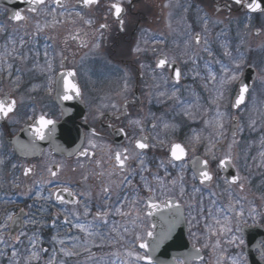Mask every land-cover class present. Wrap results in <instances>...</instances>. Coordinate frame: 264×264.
Here are the masks:
<instances>
[{
  "label": "flooded vegetation",
  "instance_id": "obj_1",
  "mask_svg": "<svg viewBox=\"0 0 264 264\" xmlns=\"http://www.w3.org/2000/svg\"><path fill=\"white\" fill-rule=\"evenodd\" d=\"M72 3L71 16L67 23L61 21H55L53 26H50L49 21L39 20L37 17L39 14H43L41 9L46 5L54 6L51 0H47L46 5L40 8L37 12H31L29 10L22 11V15L26 17L25 20L13 21L9 17L12 15L11 11L0 9V26L4 31L0 32V57L2 53L7 51L6 66L0 68V96L4 93H10L18 101V112L13 116V119L18 121L13 123L10 120L0 121V159H3L4 163L0 165V222H2L6 216L10 213L19 214L20 209L23 208L25 213L35 214V218L38 221H43L47 226H32L28 225L23 228L24 231L31 234L32 232L39 231L42 241L44 243H53L52 237L59 234L60 238H65L66 242L73 241L70 237L80 236L81 242L84 238V234L80 233L75 228L63 225L58 222L57 227L51 226V221L57 214H60V221L63 220L62 208H67L69 211L78 210L83 213V207L81 205H60L58 202L37 200L35 197L36 192H40L42 196H47L49 191L55 190L62 185H68L73 188L74 191H91V209L90 215L85 218L81 215V222L85 219L92 220V216L97 210V206L103 205V193L101 188L103 184L112 185V200L110 204H115L117 200V193L119 189L112 184L113 181L118 184L120 182V176H109L108 173L112 170V162L109 161L107 152L108 147L115 150L117 148L123 149L129 148L130 153L135 155L136 150L133 143V138L140 135L139 129L129 125L130 119L141 118L144 122V135L149 137V143H154L152 137L159 135L160 138L165 139L168 143L177 142L188 148V160L190 161L193 156H190L191 145L189 144V138L193 135V130L198 132L201 128V124H189L187 118L182 117V114H178L179 108L175 105L174 101H168L165 103L157 102L158 98L155 96V85L160 84V89L163 90L167 87L169 90L172 85L171 82L167 86L163 81L153 80L152 72L150 68L155 67L156 56L159 52H165L169 58L173 55L179 56L183 49L184 41L187 39V33L189 31L187 25H192L191 31L193 33L200 32L202 36H206L209 41V45L213 51V58L207 57L206 53H200L202 59L199 60L201 74L206 76L207 70L204 68L205 60L213 59L219 60L222 64L228 67L232 66V55L223 56L225 49L230 53L232 52L228 47V43L237 45L241 42V36H244L242 40L243 44L248 49L256 47H262L264 51V13H248L246 9L239 8L235 4H231L232 11L230 12L223 5L225 2L231 3V0H132L131 4L128 0H121L125 12L122 14V18L125 20L124 30H120L119 23L113 12L109 11V5L116 2V0H100V3L95 6L84 7L82 4H77V0H71ZM75 5V7H73ZM165 5H168L165 7ZM217 5H220L222 10L215 11ZM187 8V11L185 9ZM198 9L203 11L198 12ZM81 12L83 19L76 16V12ZM66 12L65 14H68ZM55 13V12H54ZM64 13L60 11L58 14ZM207 13L210 17V23L208 25L209 31L203 32L202 23H198L199 16H203ZM48 14H53L48 12ZM62 19V17H59ZM93 20V24L89 26L85 23V20ZM222 21V23L216 24L212 21ZM101 23L108 24V28L97 31ZM171 23L172 28L168 27ZM37 25L43 28V31H37ZM79 35L78 40L72 39L74 35ZM246 35V36H245ZM21 39L24 41L23 47H21ZM99 39L101 44L100 49H92V44ZM163 40V43H153L154 40ZM66 41V42H65ZM84 41L88 44V47H81L80 42ZM139 44L142 48L146 49L139 54L135 53L133 49ZM223 45V47H222ZM13 48L17 53L28 56L26 61L22 59H14L12 53ZM155 48L157 51H153ZM197 51L195 45H193ZM47 50L49 58L53 59V68L55 73L60 72V53L68 57L66 67H75L78 70V79L82 85H84V95L82 99V109L79 112L81 117H77L79 113H72L76 111V108H72L71 101H57L54 99L55 92L52 96H49L46 91L45 85L49 73L42 72L34 65H45L44 51ZM235 53V52H234ZM181 67L182 72H187L193 66L191 63L184 65L177 61ZM8 64L12 67V77L8 76ZM146 66L141 68L140 65ZM256 70L255 81L252 89L249 93H258V97H264V89L262 91L257 88L258 81V63H252ZM211 67L217 74V80L219 81L222 75L220 71V64L212 63ZM31 69V71H29ZM19 70V71H17ZM125 73H127L128 89L123 90V81L125 79ZM20 75L21 83L18 89L13 88L11 83L12 78ZM202 79L193 81L189 76L186 79L181 80L180 96L182 99L189 100L195 98L191 92L195 91L200 96V104L204 106V99L214 95L212 84H209V89L205 90ZM33 85L39 86L36 91H30ZM187 85L188 88L183 86ZM224 93L225 98H233L237 93V84L230 85ZM23 99V104L19 102ZM127 104L128 116H121L119 120L115 119L112 115L111 108L102 109V105L105 104H117L118 107ZM32 106H35L37 114L41 110L47 111L49 116L54 119L56 123L55 142L62 146L65 151H52L51 148L45 147V141H37V147L39 151L33 153H23L22 157H19L13 150L11 141L17 140L21 135L23 139L17 144H26L29 141V133L23 131L25 124H30L32 121L27 120V114ZM66 109L67 111H63ZM98 110L104 111V117L96 119ZM119 114V113H117ZM155 117V119H153ZM161 118L169 123L178 125L175 131L164 130L161 124ZM87 120V123L85 121ZM155 122L158 127L156 129L151 128V124ZM111 124L112 127H107ZM95 128L101 134V138H92L88 135L89 128ZM123 127L128 133V136H122L118 134V129ZM79 137V138H78ZM95 139L98 147L92 151L95 155L89 159L88 157H77L75 155H68V152L75 149L78 145L83 143L84 147H88V140ZM206 143V141L204 142ZM204 143L197 146L196 156L204 157ZM43 144V145H42ZM254 149L250 150L252 153ZM249 152V151H248ZM145 160L150 169L149 172H145L144 176L153 186L158 187L157 181L153 179V174H156L166 182L176 179L179 184L180 172L178 169L168 166V175H165V170L160 168V160H166L168 152L159 146L155 148H149L145 150ZM201 154V155H200ZM218 157V155H217ZM244 158V161L241 160ZM97 161L101 164L98 167ZM219 161L211 163L210 171L213 173L214 179L209 188H205L200 185L197 179L193 178V173L190 170V164L183 173V183L185 186V197L181 200L183 205V211L185 217H189V212L192 211L193 215H196V221H192V225L186 222L187 238L191 244L195 243L197 247L201 248V243L206 239L205 235V223L206 216L208 215L206 204H210L213 200L216 204L213 205L212 216L221 219L222 216H227L232 219H236L235 212H228L227 206L229 203L235 205L236 211L242 210L244 216L241 217L244 223L241 227L246 226L248 228H261L258 235L255 237L253 246L254 256L257 257L260 264H264V261L260 259V247H264L261 235L264 234V163L258 153L249 155H240V161H234L235 171L239 169V175L246 178L243 182L245 185L244 190L247 192L245 196V205L243 208H238L235 203L236 194L232 188L236 185L229 186L224 182V177L220 172ZM61 166V171L56 178V181L50 184H44V181L52 179L50 173L47 171L48 167L55 165ZM83 164L84 167L80 165ZM132 166L136 165L135 161L131 162ZM13 165H16L13 168ZM31 167L33 171L25 176L24 169ZM75 169V171H73ZM242 169V170H241ZM103 171L104 176H97L96 173ZM87 176V180L84 177ZM37 181L42 183L37 184ZM19 185L15 187L14 185ZM136 187H140V178L137 176L133 181L132 186L124 188V191L131 195ZM193 187L200 188V192H193ZM31 189V192L28 190ZM21 193H28L22 195ZM212 193H215L213 196ZM66 199H71L67 193H61ZM175 193H168L172 195ZM140 195L147 196L148 193L141 188ZM159 200L165 199V196L160 195L157 192ZM193 197H195L193 199ZM203 200V206L205 212L201 217L197 211L190 210L188 205L193 204L196 209L199 208L200 200ZM32 206L29 208V206ZM47 209L46 212H42L41 208ZM255 208V220L249 215L252 208ZM217 209H224L217 212ZM125 211H129L126 207ZM158 215L149 221L148 218L144 219V227L137 228L136 231L143 234L147 230L150 222L158 221ZM108 225H98L94 230H98L101 235L104 236L103 241L99 236L89 238L90 243L88 247L91 248V253L94 254L95 259L89 260L88 253L84 252L82 248L74 249L80 251V255L72 256V264H120L123 260L125 249L130 247L129 241H134V234L127 235L123 233V229L120 225H127L131 229V224H128L126 217L119 215H110L108 217ZM197 221H199L197 223ZM75 222V221H74ZM118 228L119 235L111 231L112 227ZM11 231V230H10ZM192 233H196V237H193ZM18 235V233L16 234ZM120 235H125V239H120ZM236 235V233H235ZM241 235V233H239ZM8 243L13 242L12 235L5 233ZM92 241L95 244H102V247L93 246ZM28 241L23 238V243L18 245L21 255H24V250L27 247ZM201 245V246H200ZM49 248V247H48ZM246 243L240 247V251L237 253H245ZM0 250H4V246H0ZM137 251H141L136 249ZM204 260L200 264H216L217 258L215 257L218 251L212 249L209 251H202ZM50 255L52 251L49 250ZM47 253V254H48ZM118 253L119 255H113ZM233 254V252L231 253ZM8 255H11V250L8 249ZM42 257L39 264H47L46 253ZM48 255V256H50ZM219 257V253H218ZM58 258V255L57 257ZM78 259V263L77 260ZM226 259V257H224ZM0 264H8L0 261ZM23 264V262H22ZM246 264H249V259L246 257Z\"/></svg>",
  "mask_w": 264,
  "mask_h": 264
},
{
  "label": "snow or ice",
  "instance_id": "obj_2",
  "mask_svg": "<svg viewBox=\"0 0 264 264\" xmlns=\"http://www.w3.org/2000/svg\"><path fill=\"white\" fill-rule=\"evenodd\" d=\"M22 3H26L32 7L29 8V11L35 12L37 9L34 5H46L47 0H20ZM51 2L57 6L63 7L62 0H51ZM132 0H128V3L131 4ZM100 3V0H77V4H82L84 7L95 6ZM231 4L237 5L239 8L246 9L248 13H264V0H231V3L225 2L223 5L224 8H227L230 12L232 11ZM168 5H165L167 7ZM75 7V5L73 6ZM222 8L220 5H217L215 8L216 12L221 11ZM109 11L113 12V15L116 17L120 30H124L125 20L122 18V14L125 12V8L123 7L121 0H116V2L111 3L109 5ZM187 11V8L185 9ZM203 11V9H198V12ZM52 12H55V9H52ZM64 13H61L63 15ZM71 12H68V15L71 16ZM76 16L83 19L81 12L77 11ZM10 20L13 21H21L25 20L26 17L22 15L20 11H14V13L9 17ZM213 23L219 24L222 21H212ZM85 23L91 26L93 24V20L88 19L85 20ZM198 23H202L203 32L207 33L209 31L208 25L210 23V17L207 13H204L203 16H199ZM109 26L106 23H101L97 31L101 32L102 30L107 29ZM168 27L171 29L172 25L169 23ZM189 31L187 33V39L184 41V46L179 56L173 55L171 58L161 51L156 56L155 67L150 68L152 72L153 80L163 81L164 85L167 86L169 82H171V89L169 90L165 87L163 90L160 89V84L157 83L155 85L156 89H158L155 93V96L161 99H158L157 102L165 103L168 101H174L175 105L179 108L178 114H182L183 116L189 119H195L196 115L193 109L195 108L199 111L202 108L200 104V96L195 91H192V96L195 97V100H185L180 96L181 91V80L186 79L189 76L193 81L197 79H202L205 83L202 85L205 90L209 88V84L217 85L219 84V88H214V95L210 96L207 103L214 106L211 111H213L214 115L203 121L205 128H211L214 131L208 136L204 137L201 133L193 130L192 137L189 138V144L191 145V152L193 153L192 159L189 161L188 157V148L181 143L171 142L168 143L165 139L159 137V135H154L152 137L154 143H149V137L144 135V122L141 118L130 119L128 121L129 125L134 128H138L140 135L133 138L134 147L136 150L135 155L130 153L129 148L125 147L123 149H111L109 146L107 152L109 153L108 159L112 162V170L108 173L109 176H120V182L116 184L115 181L112 184L115 185L119 192L117 193V200L115 204H110L109 201L112 200V185L103 184L101 188V192L103 193V205L97 206V210L92 216V220L88 221L85 219L81 222V215L87 218L92 212L91 209V191H80L76 192L72 187L68 185H62L57 187L53 191H49L47 196H42L40 192L35 193V197L37 200H45V201H56L60 205H81L83 207V213H80L78 210L69 211L67 208H62L61 213L63 214V220L60 221V214H57L55 218L51 221V226L53 228L57 227L58 222L63 225L70 226V228L77 229L80 233L84 234V238L81 242L80 236L70 237L73 241L71 248L66 246V239L60 238L59 234L54 235L51 239L55 244L61 245L59 248V253H62L65 257H72L80 255V251H75L74 249L82 248L84 252L88 253V259H95L94 254L91 253V248L88 247L90 243L89 238L94 236H99L103 241L104 236L98 230H94V228L98 225H108L110 215H119L122 217H126L128 220V224H131V229L127 225H120L123 229V233L127 235L134 234V241H129L130 247L125 249L124 259L120 261V264H164L161 261L157 253L160 251L162 245L165 244L166 241L172 239L173 230L180 224L184 223L186 220L189 225H192V221H196V215L192 214V211L189 212V217H185L183 211V205L181 200L185 197V186L183 183L184 177L183 173L186 168H188L189 164L191 165V169L193 171V178L198 179L200 185L209 186L214 179L213 173L210 171V165L213 161L217 160V152L220 150L218 145L227 138V134L225 131L224 125V117L226 113L221 110V104L225 98L224 90L225 86H230L233 84H237V93L233 99L231 106L235 109H239L241 105L245 104L246 94L250 91V86L240 79L241 76V68H242V59L241 60H232V67H228L224 65L219 60H205L204 68L207 70V75L204 76L201 74L199 60L202 59L200 53H206L207 57L213 58V51L209 45V41L206 36H202L200 32L193 33L191 31L192 25H187ZM4 29L0 26V32H3ZM37 31H43L39 25H37ZM72 39H80L79 35H74ZM66 42V41H65ZM161 40H154L153 43H163ZM21 47L24 45L23 39L20 42ZM193 45L199 49L197 51L193 48ZM81 47H88V44L84 41L80 42ZM101 44L99 39L92 44V49L98 50L100 49ZM223 47V45H222ZM133 51L137 54L146 51V49L142 48L139 44L133 49ZM153 51H157L153 48ZM13 58L22 59L26 61L28 56L17 53L16 49L13 48L12 53L9 55H13ZM45 58V65H34V67L39 68L42 72L49 73L47 84L45 85L47 94L52 96L53 92H55L54 99L60 102L63 101H71L73 99H83L84 95V85H82L77 78L79 73L75 67H66L68 57L60 53V68L62 69L60 72L55 73L53 68V59L49 58V53L47 50L43 53ZM225 56H231V53L225 49ZM179 60L180 64L187 65L189 63L192 64V68L187 72H182L181 67L178 65L177 61ZM220 64V71L222 75L217 80V74L211 67L212 63ZM12 65L8 64V76L12 77V72L10 71ZM141 68L150 67L144 64L140 65ZM19 71V70H17ZM31 71V69L29 70ZM11 83L13 85L14 90L18 89L21 83L20 75L12 78ZM39 86L33 85L30 91H36ZM188 88L187 85L183 86ZM128 89V81H127V73H125V79L123 81V90L127 91ZM19 104H23V99L19 102ZM128 102L125 101L124 105L118 107L117 104L112 103L110 105L105 104L102 105V109L111 108L113 111L112 115L115 119L119 120L121 116H128L127 111ZM63 111H67L64 109ZM208 109H204V112H207ZM18 112V101L14 98L10 93H4L0 96V121L10 120L13 123H17L18 121L13 119V116ZM30 114H27V120L32 121L30 124H25L23 131L28 132L29 141L26 144H20V148L22 151L27 153L35 154L39 151L37 147V141H51L54 145V151L63 152L65 151L59 145L55 144V132H56V121L49 116L47 111L41 110L39 114H37L35 106H32L29 110ZM119 113V114H117ZM104 117V111L98 110V115L95 117L96 119H100ZM155 119V117H153ZM87 123V120L85 121ZM161 124L164 130H172L175 131L178 128V125L172 124L164 121L161 118ZM255 124V121H252V125ZM250 125V126H252ZM107 127L111 128L112 125L108 124ZM158 127L157 123L153 122L151 124L152 129H156ZM243 131V129H239ZM118 134L127 137L128 133L125 131L123 127L119 128ZM236 126H233L232 132V140L227 145V155L220 159L219 167L222 171L228 172L229 168H235L233 163V146L237 143L236 137ZM88 135L92 138H101L100 132H98L95 128H89ZM207 141V143H204ZM19 143V142H18ZM204 143V155L207 159H202L199 156L195 155L197 146ZM261 143L264 144V138H262ZM159 146L162 149L167 150L168 157L166 160H160L159 167L165 170V175H168V166L171 168L178 169L180 172L179 184L176 179L166 182L164 178L153 174V179L157 181L158 187L153 186L151 182L148 181L147 177L144 176L145 172H149L150 169L145 160V150L149 148H155ZM98 147L95 139L88 140V147H84L83 143L78 145L75 149L68 152V155H75L77 157H88L91 159L95 152L92 151ZM262 158V163H264V151L259 153ZM135 161L136 165L132 166L131 162ZM4 163L3 159H0V165ZM101 164L100 161H97V166L99 167ZM84 167L83 164L80 165ZM16 165H13L15 168ZM33 169L31 167H26L24 169V175L28 176ZM47 171L50 173L52 179L44 181V184H50L56 181L59 172L61 171V166L59 164L55 165V170L53 167L49 166ZM75 171V169H73ZM97 176H104L105 173L103 171L96 173ZM139 176L140 178V187H136L129 197V194L124 191L125 187L132 186L135 178ZM87 176L84 177L87 180ZM224 182L231 185L238 184L240 192L244 191L245 185L244 180L245 177L239 175V169H236V173L231 176H226L223 178ZM37 184L42 183L41 181H37ZM15 187H19V185H14ZM141 188L143 191L147 192V196H141ZM159 191L160 195L165 196V199L162 201L159 200L157 196V192ZM31 192V189L28 190ZM175 193L172 195H168V193ZM193 192H200V188L193 187ZM61 193H67L71 199H66L64 195ZM22 195H27L28 193H21ZM214 196L215 193H212ZM195 197H193L194 199ZM244 199V197H240L236 203H239L240 200ZM212 205L216 204V201L213 200ZM32 206L30 205L29 208ZM128 208L129 211H125V208ZM190 210H195L197 213L203 217L205 212V208L203 206V200H200L199 208L196 209V206L193 204L188 205ZM224 209H217V212L223 211ZM42 212H46L47 209L41 208ZM228 212H235L237 219L236 227L233 229L232 227L221 226L220 233H224L225 231L228 233H242L243 228L240 226L241 222L239 220L240 217L244 216V212L242 210L236 211L235 205L229 203L227 206ZM255 208L253 207L251 212L249 213L252 216V219L255 220ZM208 215L212 216V207L207 209ZM158 215V221L150 222L147 230L141 234L136 231L137 228L144 227V219L148 218L149 221H152L154 216ZM215 220V224L220 225L221 221L217 217H213ZM225 220L230 224V218L225 216ZM75 221V222H74ZM199 221H197L198 223ZM244 223H247L244 221ZM32 225V226H47V224L43 221H38L35 218V214L29 215V213H25L23 208L20 209L19 214L10 213L6 216V218L0 222V246H4V250H0V257H4L8 259V264H39L42 255L44 253H48V248H43L41 245L43 243L42 238L40 236L39 231L32 232L29 234L24 231L23 228ZM13 226H19L20 231L18 235L13 236V242L11 244L8 243L6 239L5 233H9L11 235V229ZM157 227H159V231H157ZM206 230L210 232L211 235H216V230L206 225ZM112 232L117 233L119 235L118 228L113 226L111 229ZM193 237H196V233H192ZM23 238H26L28 241V246L24 250L23 257L21 256V252L18 248V245L23 243ZM198 238V237H196ZM120 239H125V235H120ZM93 246L102 247V244H95L92 241ZM227 243L234 245L239 248L244 244V239L242 235H231L230 239L227 240ZM209 245L205 243L203 247L207 248ZM141 250L137 251L136 249ZM214 247H220L219 239L216 240ZM8 249L11 250V255H8ZM260 251V259L264 261V247L259 248ZM113 255H119L118 253H113ZM57 251L55 248L52 249V255L49 257L47 264H57L56 262ZM204 257L202 255V249L197 247L195 243L192 244L191 250L187 252H183L179 257H173L170 261V264H199L202 262ZM60 264H65L62 260ZM115 264V262H114ZM231 264H246V257L241 252L236 256L231 258Z\"/></svg>",
  "mask_w": 264,
  "mask_h": 264
},
{
  "label": "rangeland",
  "instance_id": "obj_3",
  "mask_svg": "<svg viewBox=\"0 0 264 264\" xmlns=\"http://www.w3.org/2000/svg\"><path fill=\"white\" fill-rule=\"evenodd\" d=\"M70 1L71 0H64V7L62 9H56L54 6L51 7L49 5H46L45 7H43L41 9L43 14H39V16L37 18L39 20L44 21V22L49 21L50 26H53L55 21H61V22L67 23V21H69L70 16L68 14H65V13L68 12L69 10H71L72 3ZM52 9H55V13L48 14V12L51 13ZM60 11L64 12V14L63 15L58 14ZM59 17H62V19ZM240 39H241V42L238 43L237 45H235L233 43H228V45H229L228 47L232 51L231 52L232 58L236 59V60L242 59L243 63H242L241 70L244 69L248 65H251L253 67L252 63H258V68H256L258 71L257 88H258V90L262 91L264 89V58L259 56L258 53L264 54V51L261 50L262 47H256L253 49H248L242 43L244 36H241ZM240 49H242L244 51L241 53L240 51H238ZM6 52L7 51L3 52L2 56L0 57V68H4L6 66V59H7ZM234 52H236L235 56H234ZM250 54H254V55L251 56ZM222 55L224 56V54H222ZM250 56L254 59L251 61H247ZM245 60L247 62H244ZM245 64H248V65H245ZM231 67L232 66H230V68ZM240 79H241V76H240ZM214 87H215L214 85L211 86V89H213ZM216 87L218 89L219 84H217ZM228 87L229 86H225V90H224L225 93H227L226 90ZM208 99L209 98L204 99L205 103H206V105H205L206 109H208V107L210 105L209 103H207ZM191 100H192V98H191ZM260 100H261V97H258V93H254V95L251 94L249 97L248 105L239 112V118H240V125L239 126H240V129L241 128L243 129V131L239 130L238 137L236 138L237 143L233 146V149H232L234 161H236V162L240 161V155H245L248 151L251 150L253 143L254 144L257 143L258 145H263L261 143V140H262V138H264L262 135L264 133V100H263V102ZM201 105H202V108L199 111L196 110V112H195V110L193 109V111L195 112L196 118L194 120L190 119L191 120L190 124H201L202 126L198 130V133H201L202 136H204V137H208L214 130L211 128H205L203 121L205 119L211 118L213 115L210 117L209 109L207 112H204V106H203V104H201ZM221 106H222L221 110L226 113V115L224 117V125H225V131L227 134V138L219 144L220 150L217 152V155H218L217 160L223 159L227 155V151H226L227 145L232 140V138L229 136V126H230L231 121L229 120V117H228L232 111L229 112V110L227 109L228 108V101H227V103H225V99L223 100ZM229 107H230V105H229ZM232 113H231V115H232ZM231 115H230V117H231ZM181 116L184 118H187L183 115H181ZM257 117H258V119H257ZM252 121H255L254 125H252ZM227 125H228V129L226 128ZM250 125H252V126H250ZM254 132H259L261 134V137L256 138V139H254V137H253L252 140H250L249 138ZM246 143H247V147L245 145ZM189 152H190V156H193L191 149ZM196 152H195V155L197 154ZM260 152L261 151H259V153ZM204 157L207 159V157L205 155H204ZM213 162H215V161H213ZM232 189L236 194V201L240 197H244V199L240 200L239 203H236L238 208H243L245 203H246L245 196L247 195V192L245 190L243 192H240L238 186H236ZM237 219L238 218L236 217V219L232 220L230 224L228 223V221L222 222L221 220H220L221 221L220 225L212 223V225H210V227L214 228L216 230V233H217L216 235H211L210 232L207 230L205 232L206 243L209 245L206 248V250L209 251L212 249H216L219 253V257H218V253H216V255H215V257L217 258L216 264H231V258L236 256L234 253H237V251L234 252V250L240 251V247L242 245L239 248H237L234 245L227 243V240L230 239L231 235L235 234V232L228 233L225 231L222 234L220 233V227L221 226L232 227L233 229H235ZM240 219H241V217L239 218V220ZM242 225L243 224H240V226H242ZM236 235H239V233H236ZM217 239H219V241H220V247L219 248L214 247ZM27 246H28V244H27ZM55 246H56V250H57V255L60 258V259L56 258L57 264H60V261H62V260L65 262V264H72V257H65L62 253H59V248L61 247V245L55 244ZM66 246L68 247V243H66ZM232 252H233V254H231ZM224 255H226L228 257L226 259H223ZM21 256L23 257V255H21ZM41 260H42V258H41ZM0 261L8 263V259L4 258V257H0ZM76 261L78 263V259ZM22 262H23V260H22ZM34 264H35V262H34ZM43 264H45V263H43Z\"/></svg>",
  "mask_w": 264,
  "mask_h": 264
},
{
  "label": "water",
  "instance_id": "obj_4",
  "mask_svg": "<svg viewBox=\"0 0 264 264\" xmlns=\"http://www.w3.org/2000/svg\"><path fill=\"white\" fill-rule=\"evenodd\" d=\"M40 6L41 5H34V7H36V9H38ZM0 7L8 8L12 13H14V11L18 10L21 12L24 9H29L32 6H30L26 3L20 2V0H0ZM253 72L254 71L252 69L247 70V72L245 73L244 79H243V81L246 82L250 87L252 85L253 78H254ZM246 97H247V94H246ZM81 106H82L81 100L73 99L72 100V108H76V111L72 110V113H75V114L78 113L79 110L82 108ZM81 115L82 114L79 112L77 114V117H81ZM234 125L236 126V123ZM55 144L58 145L56 142H55ZM47 146H49L52 149V151H54V145L51 141L45 140L44 148ZM59 146L62 148L61 145H59ZM20 149H21L20 146L16 147V150L18 153H21ZM223 173H224L225 177L235 174L233 168H229L228 172L223 171ZM16 229H17V226L12 227L13 232L18 231ZM178 229H179V231H178ZM252 232L253 231H250L247 229L243 230V235L247 239L248 245H249L247 253H249V251H251V244H252L251 233ZM176 233H177V236L175 235ZM173 235L176 239L166 241L165 244L162 245L160 251L157 253L158 258L161 261H163L164 264H170V261L172 260L173 257H179L181 253L191 250L190 245L186 241V238H185L186 233L184 231V225L182 226V224H181L179 227H177V231H173L172 236ZM252 264H257V263L252 259Z\"/></svg>",
  "mask_w": 264,
  "mask_h": 264
}]
</instances>
